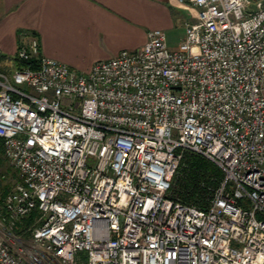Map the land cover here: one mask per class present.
Wrapping results in <instances>:
<instances>
[{
    "label": "built area",
    "instance_id": "2783aa9c",
    "mask_svg": "<svg viewBox=\"0 0 264 264\" xmlns=\"http://www.w3.org/2000/svg\"><path fill=\"white\" fill-rule=\"evenodd\" d=\"M177 3L176 49L154 30L80 73L32 37L37 68L0 71V264H264V2ZM184 152L224 173L206 210L171 197Z\"/></svg>",
    "mask_w": 264,
    "mask_h": 264
},
{
    "label": "crops",
    "instance_id": "0c3cea01",
    "mask_svg": "<svg viewBox=\"0 0 264 264\" xmlns=\"http://www.w3.org/2000/svg\"><path fill=\"white\" fill-rule=\"evenodd\" d=\"M176 4L177 0H0V71H13L20 46L36 37L42 56L87 73L97 62L142 50L151 31L167 33Z\"/></svg>",
    "mask_w": 264,
    "mask_h": 264
},
{
    "label": "trees",
    "instance_id": "16d2710c",
    "mask_svg": "<svg viewBox=\"0 0 264 264\" xmlns=\"http://www.w3.org/2000/svg\"><path fill=\"white\" fill-rule=\"evenodd\" d=\"M15 61L16 68L19 69L23 67H31L32 69L37 68L35 62H22L17 58ZM0 153L4 158V142L2 139H0ZM0 163H2L1 159ZM12 171L18 176L14 170ZM223 180L224 173L213 163L198 154L184 152L180 167L173 179L171 197L175 201L181 202L184 205L194 206L200 210H206L213 199L215 190L220 186ZM2 184L3 180L0 174V208L3 213L4 199L10 193V189ZM36 215L37 214L28 221H25L21 226V229L24 230L31 226ZM17 233H20V231Z\"/></svg>",
    "mask_w": 264,
    "mask_h": 264
},
{
    "label": "rangeland",
    "instance_id": "374dc122",
    "mask_svg": "<svg viewBox=\"0 0 264 264\" xmlns=\"http://www.w3.org/2000/svg\"><path fill=\"white\" fill-rule=\"evenodd\" d=\"M264 2V0H262ZM260 0H249V10H254L257 7V4ZM175 17L173 21V26L166 31V35L168 38V45L172 49H176L182 38L185 35V26L188 22L193 21V14L187 10H184L179 4H176L174 9ZM1 70V69H0ZM0 174L3 180V186L10 189V191L14 188L16 183L18 182V176L7 166L2 154L0 153ZM0 213H2V209L0 208Z\"/></svg>",
    "mask_w": 264,
    "mask_h": 264
}]
</instances>
